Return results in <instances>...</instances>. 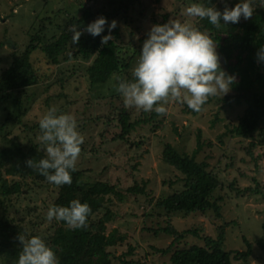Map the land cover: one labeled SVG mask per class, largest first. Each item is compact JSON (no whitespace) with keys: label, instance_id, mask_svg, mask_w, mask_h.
<instances>
[{"label":"rangeland","instance_id":"rangeland-1","mask_svg":"<svg viewBox=\"0 0 264 264\" xmlns=\"http://www.w3.org/2000/svg\"><path fill=\"white\" fill-rule=\"evenodd\" d=\"M226 1L228 7L238 2ZM194 2L197 0H0V80L33 34L42 30L49 43L47 53L38 49L31 55L37 83L10 90L0 87V218L9 219L18 227L20 235H39L50 243L51 236L62 227V221H50L46 213L50 206H64L58 202L62 187L36 175H8L6 170L12 162L2 153L19 144L25 152L35 146L45 157L38 140L39 119L50 107H55L58 112L72 114L85 137L77 161L83 171L80 184L105 181L116 187L115 192L106 195V203L93 218L98 221L110 212L113 219L107 223L106 233L116 230L117 238L126 236V240L117 239L105 251L88 249L83 264H123V258L143 264H173L172 252L164 255L154 250L173 242V235L163 231L155 233L169 225L179 231L198 232L177 241L173 251L194 244L204 245L205 237L217 238L224 228L225 250L232 251L233 255L246 251V241L253 247L252 255L247 259H233V264H264V250L259 244L264 239V103L258 105L255 96V89L264 87V73H258L255 81L241 83L239 45L230 39V32L238 29V23L216 27L207 19L188 17L185 9ZM204 2L221 11L225 7V0ZM263 9L264 5L257 0L253 13ZM99 16H104L109 23L117 21L118 34L113 29L111 40L116 41L121 68L107 81L93 83L88 68L95 55L85 59L77 54L78 46L72 44L68 28L77 20H83L78 25L83 28ZM169 19L191 22L210 36L212 30L220 35L217 51L221 66L235 76L225 96L210 97L196 114L186 104L176 101L166 103L165 114L144 112L125 106L116 91L115 76L133 79L132 69L151 25ZM26 25L30 26L28 37ZM106 34L107 26L100 39ZM87 36L92 35L85 32L80 38ZM238 95L243 96L240 103L235 100L229 105L226 103V97ZM248 106L255 107L259 125L250 136H237L232 128L238 125ZM123 110L129 113L132 122L148 121L137 124L126 137L120 138L119 119ZM199 142L203 143L200 150ZM167 143L181 154L194 155L198 150L197 161L209 164V170L220 182L210 196L220 207L218 210L212 207L205 212L169 213L157 205L159 199L185 188L184 175L163 160ZM5 181L12 190L9 195L3 194ZM144 181L148 182L145 194L128 190L133 185L143 186ZM130 246L135 248L133 254L128 253ZM0 264H6L1 253Z\"/></svg>","mask_w":264,"mask_h":264},{"label":"trees","instance_id":"trees-1","mask_svg":"<svg viewBox=\"0 0 264 264\" xmlns=\"http://www.w3.org/2000/svg\"><path fill=\"white\" fill-rule=\"evenodd\" d=\"M208 2V0H207ZM227 3V1H226ZM88 12V10H86ZM83 20H77L76 24L81 25ZM223 24V21H221ZM28 33L30 26H24ZM42 30L33 34L29 44L26 45L21 55H15L11 65L3 72V81L0 80V87L3 90H10L22 85H31L37 83L38 76L31 62V55L34 51L41 49L47 53L49 51V43L47 36L42 34ZM118 34V29L114 31ZM211 37L220 44L221 36L217 35L213 30ZM231 42H238L240 57L242 63L239 64L241 83L247 84L249 81H255L258 73H264V63L258 62L256 53L258 48L264 46V9L256 11L248 18L241 19L238 22V29L235 32H230ZM76 52L82 55L85 59H91L94 55L93 63L88 68V74L93 83L105 82L109 77L120 70L121 59L117 51L115 40H109L107 44H102L99 36H87L80 38L77 43ZM222 67V66H221ZM222 69L225 71L224 67ZM230 74L228 71H225ZM236 85L233 87L235 88ZM8 96V95H7ZM7 96L4 99H7ZM257 104L264 103V87L255 89ZM243 96L226 97V103L229 105L232 100L241 102ZM204 107V106H203ZM203 109V108H202ZM192 110V109H191ZM194 114L198 113L196 111ZM120 123L122 132L119 137L124 138L129 134L137 124L147 122V119L136 120L132 122L130 115L126 110L120 114ZM260 122V117L254 106H248L243 116L240 117L238 125L232 128V133L237 136L247 137L256 131ZM199 138L200 134H199ZM200 143V142H199ZM203 143L199 144L200 150ZM23 146L14 145L11 149L3 152L12 162L7 168L8 175H36L39 178L46 179L39 172L29 168L25 163L28 159L38 161L43 158L35 146L31 147L28 152L23 150ZM195 152V154L198 152ZM181 154L172 144L167 143L163 150V160L184 175L185 188L180 191H175L172 195L159 199L157 205L164 208L169 213L185 212L190 214L196 211L205 212L212 207L217 210L220 208L217 203L210 200L212 193L220 185L217 176L209 170V164L206 161L199 162L196 155ZM72 183L61 185L62 192L58 202L67 206L73 199H79L81 202H87L90 205L91 213L87 220L86 228L72 229L62 221L56 234L51 236L49 245L54 249L59 259V264H83V257L88 249L98 248L105 251L108 246L115 245L118 241L126 240L125 235H115L116 230L107 234V223L113 219L110 212H107L104 217L96 221L93 217L98 213L106 203V195L115 192L116 187L105 181H97L90 185L80 184V179L83 175L76 165V170L71 173ZM148 182L144 181L143 186L133 185L128 190L135 194H145ZM8 183L3 184V194L11 193ZM120 198L122 199L123 197ZM165 232L173 235V242L165 248L154 247V250L167 255L171 253L173 264H233V259H247L253 253V247L249 241H246L248 249L246 251H237L233 255L232 251H227L223 247L225 239V231L222 228L219 231L217 238L205 237V244H194L190 247L180 248L173 251V246L177 241H181L189 234L198 235L196 230L185 229L177 230L174 226L169 225L160 230L155 231ZM18 227L13 225L6 217L0 218V253L4 256L6 264H16L17 257L21 251L22 244L18 240ZM25 238H30L25 235ZM260 247L264 250V239L260 241ZM135 252L134 246L129 247V254ZM123 264H143L140 261L133 259H122Z\"/></svg>","mask_w":264,"mask_h":264},{"label":"clouds","instance_id":"clouds-1","mask_svg":"<svg viewBox=\"0 0 264 264\" xmlns=\"http://www.w3.org/2000/svg\"><path fill=\"white\" fill-rule=\"evenodd\" d=\"M257 0H238L221 11L207 5L204 0H197L185 9L188 17L207 19L216 27L221 21L238 23L241 17L248 19L253 15ZM264 5V0H258ZM116 20L110 23L104 16H99L83 28L77 24L69 25L72 44H77L85 32L93 37L101 36V43L107 44L112 39V30ZM139 57L132 69L133 79L115 76L116 91L123 98L125 106H134L144 112L155 111L165 114L168 101L186 104L193 111L199 112L210 97L225 96L232 88L235 76L227 74L221 67L216 41L206 30H201L191 22L169 19L165 23L152 24L144 40ZM258 62L264 63V46L256 53ZM40 135L38 140L46 156L25 163L43 175L56 186L72 183L71 173L76 170L81 145L85 137L79 131L74 116L58 112L50 107L39 119ZM91 213L90 205L73 199L67 206L53 205L47 210L48 220L65 222L72 229L86 228ZM22 244L16 264H59L54 249L39 235L25 238L18 235Z\"/></svg>","mask_w":264,"mask_h":264}]
</instances>
